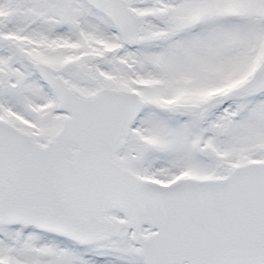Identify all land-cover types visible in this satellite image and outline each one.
I'll use <instances>...</instances> for the list:
<instances>
[{"label":"snow or ice","instance_id":"6c2138e0","mask_svg":"<svg viewBox=\"0 0 264 264\" xmlns=\"http://www.w3.org/2000/svg\"><path fill=\"white\" fill-rule=\"evenodd\" d=\"M0 264H264V0H0Z\"/></svg>","mask_w":264,"mask_h":264}]
</instances>
